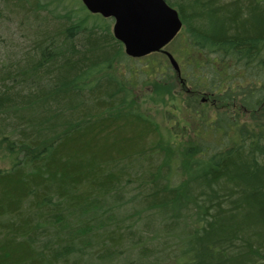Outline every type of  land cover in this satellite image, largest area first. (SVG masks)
Masks as SVG:
<instances>
[{"label": "trees", "instance_id": "16d2710c", "mask_svg": "<svg viewBox=\"0 0 264 264\" xmlns=\"http://www.w3.org/2000/svg\"><path fill=\"white\" fill-rule=\"evenodd\" d=\"M166 1L187 121L167 57L132 64L112 19L0 0V264H264V0ZM144 84L174 122L136 106ZM205 84L243 114H209Z\"/></svg>", "mask_w": 264, "mask_h": 264}, {"label": "water", "instance_id": "95a60500", "mask_svg": "<svg viewBox=\"0 0 264 264\" xmlns=\"http://www.w3.org/2000/svg\"><path fill=\"white\" fill-rule=\"evenodd\" d=\"M82 3L90 13L114 19V36L132 58L163 50L183 27L178 10L166 0H82ZM165 52L179 71L175 57Z\"/></svg>", "mask_w": 264, "mask_h": 264}, {"label": "rangeland", "instance_id": "374dc122", "mask_svg": "<svg viewBox=\"0 0 264 264\" xmlns=\"http://www.w3.org/2000/svg\"><path fill=\"white\" fill-rule=\"evenodd\" d=\"M177 59L179 60L181 67H185V70L183 68V77H178L177 79H173L169 82L168 87L175 90L174 92H175L176 97H172V98H175V100H169V99H167V100H168V106H170V107H172V105H170V103L171 104H178V106L180 108V111H179L180 118H182V120L187 121L188 116L185 115V112L183 113V111H188L186 107L188 105L187 102H188L189 96H188V94H186V90L187 89H188V91L193 90V87L190 84V78H189L190 71L192 69H190V67L187 68L186 64L188 63V60L185 56H183L182 61L179 59L178 56H177ZM209 59H210V57H209ZM145 61H146L145 59L141 58L140 60H138V62L132 63V64L140 66ZM190 66L192 67V65H190ZM145 70H147V68ZM171 70H172L171 72L174 73V70L172 68H171ZM163 82H168V81L166 80ZM193 82H195V81L193 80ZM153 87H154V84H152V85L144 84L143 86H140V88L137 89V91H136L137 92L136 93V106L138 108H141L142 111L146 110L152 118L155 117V119L157 120V122L160 123V125L161 124L165 125L170 118H171L172 122H174L175 117H177V116H175L174 114H172L170 112H167L168 111L167 106L165 104L161 103L162 102V96H161L160 91L158 92L159 89H156ZM201 90H204V91L197 92V96H199L198 98L200 100H202V98H204V97L206 98V100L205 99L204 100H205L206 107H207L209 114L214 113L216 111H225V110L232 112V113H236L237 115L243 114V110H241L238 107L237 101L229 100V99L218 100L216 95L214 97V94H212L211 96L206 95V94H208V89H206V84H205V89H201ZM181 96H182V100L180 99ZM187 96H188V98H187ZM198 115H200V114H198ZM243 117H244V115H243Z\"/></svg>", "mask_w": 264, "mask_h": 264}, {"label": "flooded vegetation", "instance_id": "af4514ba", "mask_svg": "<svg viewBox=\"0 0 264 264\" xmlns=\"http://www.w3.org/2000/svg\"><path fill=\"white\" fill-rule=\"evenodd\" d=\"M181 68H182V67H181ZM182 73H183V69L181 70V74H182ZM211 89H212V92L215 93L216 90H214V89H215V88H214V85H213V87H211ZM202 91H203V90H202ZM199 92H200V91H199ZM204 99L206 100V98L204 97V98H202L201 101H202V102H205Z\"/></svg>", "mask_w": 264, "mask_h": 264}, {"label": "bare ground", "instance_id": "6f19581e", "mask_svg": "<svg viewBox=\"0 0 264 264\" xmlns=\"http://www.w3.org/2000/svg\"><path fill=\"white\" fill-rule=\"evenodd\" d=\"M186 94H188V95H193V91H188V89L186 90Z\"/></svg>", "mask_w": 264, "mask_h": 264}]
</instances>
